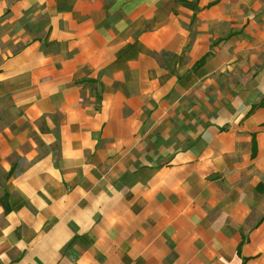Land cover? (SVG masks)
Segmentation results:
<instances>
[{
	"label": "crops",
	"instance_id": "1",
	"mask_svg": "<svg viewBox=\"0 0 264 264\" xmlns=\"http://www.w3.org/2000/svg\"><path fill=\"white\" fill-rule=\"evenodd\" d=\"M0 25V264H264V0Z\"/></svg>",
	"mask_w": 264,
	"mask_h": 264
},
{
	"label": "trees",
	"instance_id": "2",
	"mask_svg": "<svg viewBox=\"0 0 264 264\" xmlns=\"http://www.w3.org/2000/svg\"><path fill=\"white\" fill-rule=\"evenodd\" d=\"M264 105V97L261 99V101L255 105H253L250 109V112L253 111L254 109L258 108V107H262Z\"/></svg>",
	"mask_w": 264,
	"mask_h": 264
},
{
	"label": "rangeland",
	"instance_id": "3",
	"mask_svg": "<svg viewBox=\"0 0 264 264\" xmlns=\"http://www.w3.org/2000/svg\"><path fill=\"white\" fill-rule=\"evenodd\" d=\"M5 34L4 29L2 28V26L0 25V41L2 39V35Z\"/></svg>",
	"mask_w": 264,
	"mask_h": 264
}]
</instances>
